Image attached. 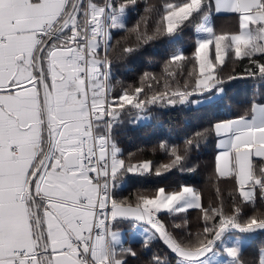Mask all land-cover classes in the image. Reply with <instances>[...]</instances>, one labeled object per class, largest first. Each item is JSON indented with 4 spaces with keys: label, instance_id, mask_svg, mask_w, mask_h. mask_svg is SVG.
<instances>
[{
    "label": "snow or ice",
    "instance_id": "1",
    "mask_svg": "<svg viewBox=\"0 0 264 264\" xmlns=\"http://www.w3.org/2000/svg\"><path fill=\"white\" fill-rule=\"evenodd\" d=\"M128 7L129 0H0V264H127L137 253L125 246L116 227L122 222L149 225L154 231L140 243L148 248L158 238L174 264H219L223 254L241 264L242 243L232 233L264 230V214L241 219L244 205L254 207L257 194L264 199V101L254 98L243 115L196 133V141L209 131L217 138L216 180L234 183L228 213L222 201L205 208L187 185L138 192L135 203L117 199L124 178L152 174L153 163L133 162V153L125 158L115 131L125 116L135 111L143 118L160 102L223 100L224 84L237 78L222 75L227 61L247 60L244 75L264 80V0H164L147 9L157 14L155 30L140 33L138 22V41L167 35L178 44L189 25L196 33L192 56L177 49L169 61L190 62L188 79L150 97L141 96L142 87L114 94L111 41L114 31L126 29ZM220 13L235 14L238 30L217 32L212 16ZM185 144L184 154L159 145L171 161L155 167V175L184 170L194 140ZM188 209L200 210L203 230L177 238L159 214ZM149 264L172 262L154 255Z\"/></svg>",
    "mask_w": 264,
    "mask_h": 264
},
{
    "label": "trees",
    "instance_id": "2",
    "mask_svg": "<svg viewBox=\"0 0 264 264\" xmlns=\"http://www.w3.org/2000/svg\"><path fill=\"white\" fill-rule=\"evenodd\" d=\"M117 3L122 0H116ZM164 0H135L132 4L129 0V7L126 17V29L113 32L111 44L113 45L111 59L112 83L115 85L114 94H119L123 89L132 90L135 87H142V97H150L157 92L165 91L164 85L171 84L172 89L177 85L182 86L188 79V72L191 70V63L176 62L170 63V56L173 51L180 49L186 57H191L195 47L196 33L189 25L182 31V39L178 44L169 43V37L162 35L147 42L138 41L139 33L134 26L139 22V32L147 31L151 35L155 30L158 19L155 11L149 13V8H160ZM213 26L217 32H234L238 30V22L225 23L220 29V23L213 14ZM238 20V18H237ZM117 41L119 43L117 44ZM135 48L130 54L123 52V48ZM249 67L247 60L227 61L222 75L227 78L235 75L237 78L227 81L224 84L225 95L223 100L215 104H185L176 106L160 102L150 106L143 118L137 119L135 111L132 115L125 116L124 122L116 131V140L122 149L125 158L133 153V162L148 160L153 163V172L150 175L138 176L128 174L124 178L126 186L117 188L116 198L125 199L135 203L138 192L152 194L163 187L166 191L179 189L180 185L193 187L201 194V203L207 208L209 205L217 206L223 202L224 211L230 212L232 200L230 193L234 192V183L231 180H216L215 156L217 153L216 136L210 131L196 141V133L211 129V126L218 121L233 119L243 115L251 107L254 98L264 101V80L254 79L244 75L245 69ZM149 73V77H144ZM171 73V75H169ZM154 77V79L152 78ZM143 78V79H142ZM119 81V83H117ZM172 89H169L172 90ZM193 139L194 145L186 154L184 170L179 167L162 175H155V167L168 164L171 157L166 151L161 150L159 145L164 142L169 147L176 146L180 154H184L185 141ZM198 142V147L195 143ZM188 169H194L189 171ZM219 188V198L216 188ZM238 195V194H237ZM239 203V200H237ZM241 219H247L254 214H264V199L257 194L255 206L248 204L243 206ZM159 217L166 228L177 238L185 233H200L204 227V221L199 209H188L185 212L169 214L161 212ZM186 222V224H185ZM176 224L184 225L177 229ZM131 231L132 225L122 222L119 225ZM153 232H148L151 235ZM238 234L242 243V251L239 260L243 264H259L261 253L264 252V230H258L251 234ZM250 235L246 242L241 237ZM144 237H129L125 246H131L137 253L135 257L127 256V264H149L151 257L159 255L174 264L175 257L170 253L164 243L154 239L151 246L145 248L140 241ZM226 255V254H223ZM230 264V261L228 262Z\"/></svg>",
    "mask_w": 264,
    "mask_h": 264
},
{
    "label": "crops",
    "instance_id": "3",
    "mask_svg": "<svg viewBox=\"0 0 264 264\" xmlns=\"http://www.w3.org/2000/svg\"><path fill=\"white\" fill-rule=\"evenodd\" d=\"M214 15L217 16V18L219 20L220 29L223 28L225 23L230 22V23H233V25L235 26L236 23L238 22L237 16L235 14L220 13V14H214ZM213 18L214 17L212 16V19ZM119 225H120V223L117 224L116 227H117V229H119L122 232L125 241H127V239L129 237H135V236L136 237H138V236L144 237L145 233L148 234V232H152V230L150 228L139 227V226H147L146 223H140L138 225V227H136V228L131 227V229H130L131 231H129V232L126 230V228H123L124 226L121 228ZM230 260H231V258L227 257V255H221L220 257H218L219 264H225L226 261L229 262ZM241 264H243V263L241 262Z\"/></svg>",
    "mask_w": 264,
    "mask_h": 264
},
{
    "label": "rangeland",
    "instance_id": "4",
    "mask_svg": "<svg viewBox=\"0 0 264 264\" xmlns=\"http://www.w3.org/2000/svg\"><path fill=\"white\" fill-rule=\"evenodd\" d=\"M212 22H213V19H212ZM196 105H200V104H196ZM138 227V226H137ZM139 227H144V228H150V226L149 225H147V226H139ZM151 229V228H150ZM152 230V229H151ZM154 230H152V232H153ZM232 235L233 236H235V237H238V234L237 233H232ZM242 238V240H245L246 242L248 241V239L250 238V235H246V236H244V237H241Z\"/></svg>",
    "mask_w": 264,
    "mask_h": 264
}]
</instances>
